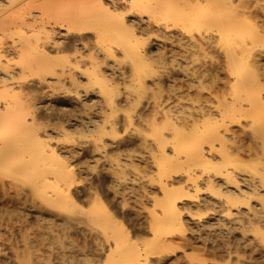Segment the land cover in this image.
Segmentation results:
<instances>
[{"label": "bare ground", "instance_id": "1", "mask_svg": "<svg viewBox=\"0 0 264 264\" xmlns=\"http://www.w3.org/2000/svg\"><path fill=\"white\" fill-rule=\"evenodd\" d=\"M262 41L264 0H0L1 264H264Z\"/></svg>", "mask_w": 264, "mask_h": 264}, {"label": "rangeland", "instance_id": "2", "mask_svg": "<svg viewBox=\"0 0 264 264\" xmlns=\"http://www.w3.org/2000/svg\"><path fill=\"white\" fill-rule=\"evenodd\" d=\"M205 7L206 6H204V8ZM197 27H199V26L196 25V24L195 25L194 24L192 25V30H193V33L194 34L197 32ZM209 27H208V29H209ZM208 31L210 32L212 30L210 29ZM261 48L264 49V41H262V43H261ZM215 50L213 48H209V49H207L208 52L206 51L207 53L206 52H204V53L202 52L203 53L202 54L200 51H198L200 53L194 51V53H193L194 55L191 54V56L193 55L192 56L193 59H194V57H197V58H195V60L201 59V60H197L196 62H198V63H199V61H200V63H203L204 62L203 64L205 65L206 69H208V68L210 69V70L208 69V71L210 73L207 74L209 77L206 78V76H207L206 75L203 78L204 80L202 79L203 80V83H204V86H207V87H211V86L213 87L214 86V83L212 84V82H214V80H215V79L213 80V78H215V73H216V71H215L216 70V64L215 63H216L217 60L220 59L219 58L220 57V52L217 49H215ZM217 58H219V59H217ZM212 65H215V66H212ZM181 84H182V82H180L178 80L177 81V85L180 86ZM185 89H187V88H185ZM197 90L198 89L193 88V87L190 88L189 89L190 95L192 97L193 96L195 97L196 95H198V91ZM204 90H205L204 92L202 91V95L207 96L208 91H206V89H204ZM124 149H133V150H136V149H138V145L137 144H131V145L126 146ZM125 151H127V150H125ZM36 205H38V204L35 203V206L32 207V208H30L35 216H37L39 214L38 212H40V210H41L39 208H36L37 207ZM115 209H118L119 210V208H117V207H115ZM120 213H121V211H120ZM124 213L126 215V220L124 222V227L127 230H129V231H135L139 237H144V238L147 237L148 236L147 231H145V229H143V227L141 225H139V223L143 219V214L144 213L142 214L141 217H139L137 215V209H136V207H134V201L131 200V201H128L127 202V204L125 205L124 209L122 210L121 215H123ZM45 219L49 220V217H45ZM35 222H34V224H35L36 227L41 226V227H39V229L43 227V229H45V231H46V228L48 229V227H49L47 225L50 224V223L47 224V222H43V223H38L37 221H35ZM34 229H37V228H34ZM0 231H5V230L0 229ZM59 233H61L60 234V240L58 239L59 245H61V244H63V245L66 244L65 246H74L75 245V247H78L79 246V247H84V248L86 246L87 247H89V246H100L99 245V240L90 239L89 237H87V235L86 236L82 235L79 232V230H70V231H64L63 230V231H59ZM2 247L3 246H0V248H2ZM15 247H17L18 250H20V251L23 248V246H15ZM87 247L85 249L86 250H89ZM36 250H37V252H39L41 254H45V256H46V246H36ZM29 251H30V249H28V251L26 250V252H29ZM183 252H184V249L183 248L178 249L174 254L171 255L172 259H175L176 257L177 258L179 257V259H180V257L183 254ZM186 253H193V252L188 249V252H186ZM194 255H196V253ZM220 257H221L220 255L218 257V254H217V256H215V258H217L218 260L220 259ZM1 259L4 260L3 258H1ZM2 260H0V264L2 263L1 262ZM243 260L244 259H242L241 263H243ZM194 261H196V259ZM245 261L247 262V260H245ZM213 263L215 264L217 262L216 261H213V260L208 261V264H213ZM37 264H46V260H44L43 262L37 263Z\"/></svg>", "mask_w": 264, "mask_h": 264}]
</instances>
